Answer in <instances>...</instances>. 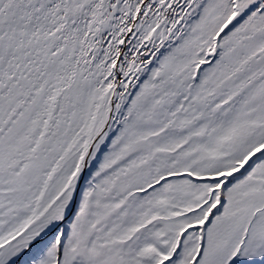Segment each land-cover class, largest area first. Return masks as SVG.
<instances>
[{
    "label": "snow or ice",
    "instance_id": "6c2138e0",
    "mask_svg": "<svg viewBox=\"0 0 264 264\" xmlns=\"http://www.w3.org/2000/svg\"><path fill=\"white\" fill-rule=\"evenodd\" d=\"M0 264H264V0H0Z\"/></svg>",
    "mask_w": 264,
    "mask_h": 264
}]
</instances>
